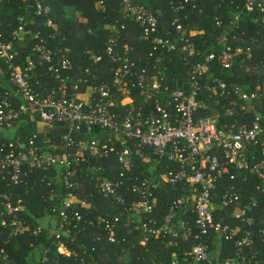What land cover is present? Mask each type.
<instances>
[{"label": "built area", "instance_id": "built-area-1", "mask_svg": "<svg viewBox=\"0 0 264 264\" xmlns=\"http://www.w3.org/2000/svg\"><path fill=\"white\" fill-rule=\"evenodd\" d=\"M244 1L248 13L264 14V0ZM21 2L37 16L42 14L40 1ZM188 8H194V0L180 1L175 11ZM120 13L122 18L133 21L148 40L152 62L136 71L129 59L131 48L120 45V31L125 25H110L113 35L104 42L103 55L93 49L84 54L90 65L105 56L113 65L112 82L99 81L89 69L85 77L71 82L68 72L73 66L72 47L50 45L40 30H33L34 22L26 21L24 14L16 16L17 26L9 34L0 30V133L4 137L0 143V185L6 189L0 193V227L9 238L24 232L27 209L15 192L41 171L47 173L40 183L50 188L48 199L53 205L44 209L39 226L29 233L39 235L47 226L61 255H70L64 236L69 235L73 222H81L80 211L86 205L76 191L81 181L94 180L96 194L113 197L119 204L123 203L121 187L131 188L138 195L139 200L126 211L124 226L128 232L140 233L141 244L153 238L171 239L173 245L178 239L194 240L184 253L186 258L173 257L171 264H215L208 245L211 236L233 242L229 256L217 264L250 263L255 257L251 233L246 231L242 238L234 240L237 228L222 217L216 219V214L240 196L229 191L220 195L216 183L232 166L243 173L244 181L248 175H256L261 182L256 189L264 192L263 118L259 113L249 125L221 124L217 108L220 97L233 96L236 100L227 104V113L237 115L238 107L244 114L255 108L262 88L257 86L249 94L241 85L214 77L204 82L206 97L213 105L205 106V115L200 113L204 106L203 78L211 74L212 63L231 70L243 49L233 50L228 35L222 34L214 52L192 63L190 58L198 53L179 17L172 19V29L164 34L159 30L157 16L139 2L122 0ZM239 19L237 11L231 17V29ZM261 22L264 24V16ZM216 24L221 26L218 21ZM45 25L53 30L57 27L51 19ZM173 52L186 68L182 86L178 85L179 73L173 70ZM244 54L249 58L250 49L246 48ZM82 83L87 84L84 91L80 90ZM40 123L67 131L41 132L36 127ZM22 127L24 134L20 133ZM111 156L117 160L119 173L108 178L102 175L105 167L93 165L92 161H106ZM161 162L165 163L163 173L158 171ZM136 163H147L150 177L136 176L134 184L125 186V180L132 181L130 173ZM177 184L189 188V193L172 200L165 216L148 219L156 208L153 192ZM256 204L252 198L235 217L244 218ZM97 223L106 232L108 242L119 244L116 224L103 219ZM1 255L6 264L2 251Z\"/></svg>", "mask_w": 264, "mask_h": 264}, {"label": "trees", "instance_id": "trees-1", "mask_svg": "<svg viewBox=\"0 0 264 264\" xmlns=\"http://www.w3.org/2000/svg\"><path fill=\"white\" fill-rule=\"evenodd\" d=\"M21 1L0 0V30L9 34L17 26L16 16L24 14L26 21L34 22L33 30H40L42 38L50 45L72 47L73 66L68 72L71 82L85 77L87 69L92 75L97 76L99 81L106 79L113 81V65L105 56L101 62L90 65L86 62L84 54L85 50L93 49L103 55L104 42L113 35L108 28L110 25H115L117 28H120L121 24L125 25V29L120 31V45L131 48L129 59L134 62L136 71L146 67V62H152L148 56L151 46L148 40L144 39L140 28L133 21L121 16L122 0H37L43 6L40 16H37L33 9L24 8ZM180 1L183 0H149L148 5L145 6L157 16L159 30L164 34L172 29L170 27L172 19L180 18L187 29V37L198 53V56L190 58V62H199L206 55L214 52L216 41L222 34L228 35L233 50L237 47L243 49L231 70H223L218 64L212 63L211 74L203 78L204 100L202 103L204 106L200 111L201 115L207 112L205 106L213 105L212 100L206 97L204 82H210L212 78L217 77L228 84L241 85L249 94L254 92L257 86L262 88L255 100V108L241 114L236 107L237 115L235 116L227 113L229 107L227 104L236 98L220 97L217 108L220 123L235 122L249 125L260 113L263 118L262 126H264V24L261 22L264 14L248 13L244 9V0H194V8L176 12L175 7ZM237 11L240 12V19L231 29L229 25L231 17ZM47 19H51L56 24V30L46 27ZM217 21L221 26L216 24ZM51 36H55L57 41L52 40ZM246 48L250 49L249 58L244 54ZM171 57L173 70L179 73L178 85L182 86L186 80V68L180 62L178 54L173 52ZM43 78L46 79L45 76ZM86 85L82 83L80 90L84 91ZM136 95L137 91L133 93L134 97ZM22 129L23 127L20 128V133L24 134ZM3 141L4 137L0 133V143ZM92 164L105 167L106 171L102 175L108 178L117 177L119 173V166L114 156L106 161L93 160ZM136 164L130 173L132 181L125 180V186L130 187L134 184L136 176L150 177L147 163ZM164 164L159 163V173L166 171ZM46 175L45 172L37 171L26 183L19 185L16 189L15 193L22 198L27 209L24 213L27 225L22 234L11 238L8 237V232L0 227V252L2 251L6 256V264H89L90 262L94 264H171L173 257L185 259L184 253L188 252L193 245V239L188 241L178 239L177 245H173L171 239L154 238L149 239L144 245L141 244L140 233L128 232L124 226L126 211L133 202L139 200L138 195L132 192L131 188L127 190L121 187L119 195L123 203L119 204L113 197L103 198L96 194L93 187L94 180H84L76 191L80 199L86 200V205L80 211L81 222H73L69 235L64 236L70 255H61L57 251V241L47 226L42 228L39 235L33 236L29 233L30 230L39 226L44 209L53 205L48 199L50 188L46 187L45 182L40 183V179ZM244 177L242 172L230 166L227 173L217 181L216 190L220 195L229 191L239 195L240 198L226 205L220 214H216V219L222 217L224 222L237 228L234 240L242 238L245 232L249 231L255 257L248 264H255V261L264 264V192L256 189V186L261 184L256 175H248L245 181ZM5 191L6 189L0 185V193ZM189 191V188L182 187L180 184L158 188L153 192L156 208L148 215V219L165 216L167 205L179 195L188 194ZM252 198L257 201L256 206L246 211L244 218H236L235 215L243 210ZM102 219L116 224L119 244L108 242L106 232L97 223ZM247 220L251 221L250 225ZM75 226L77 227L73 228ZM131 245H134L133 249ZM208 245L215 264L229 256L233 248V242L224 239L218 241L214 236H211ZM214 250L216 253L213 252ZM43 258L44 261H42ZM0 264H4L2 255Z\"/></svg>", "mask_w": 264, "mask_h": 264}, {"label": "rangeland", "instance_id": "rangeland-1", "mask_svg": "<svg viewBox=\"0 0 264 264\" xmlns=\"http://www.w3.org/2000/svg\"><path fill=\"white\" fill-rule=\"evenodd\" d=\"M69 10V9H68ZM36 127H37V130H39V131H41V132H50V131H57L58 129H55V128H50V127H48L47 125H45V124H37L36 125ZM6 135V134H5ZM7 135H10V134H7ZM41 223H43V221H41Z\"/></svg>", "mask_w": 264, "mask_h": 264}, {"label": "crops", "instance_id": "crops-1", "mask_svg": "<svg viewBox=\"0 0 264 264\" xmlns=\"http://www.w3.org/2000/svg\"><path fill=\"white\" fill-rule=\"evenodd\" d=\"M137 1L144 4V5H148V3H149V0H137ZM55 129H58L57 131H67L65 128H62V127H55ZM217 249H218V247H217ZM213 252L216 253L215 250Z\"/></svg>", "mask_w": 264, "mask_h": 264}]
</instances>
